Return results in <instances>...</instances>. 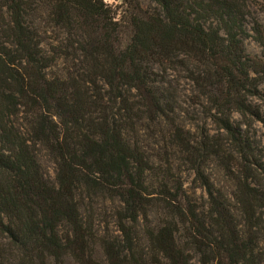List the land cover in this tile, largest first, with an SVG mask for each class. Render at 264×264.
I'll use <instances>...</instances> for the list:
<instances>
[{
	"label": "trees",
	"instance_id": "1",
	"mask_svg": "<svg viewBox=\"0 0 264 264\" xmlns=\"http://www.w3.org/2000/svg\"><path fill=\"white\" fill-rule=\"evenodd\" d=\"M112 1L0 0V264H264V0Z\"/></svg>",
	"mask_w": 264,
	"mask_h": 264
},
{
	"label": "rangeland",
	"instance_id": "2",
	"mask_svg": "<svg viewBox=\"0 0 264 264\" xmlns=\"http://www.w3.org/2000/svg\"><path fill=\"white\" fill-rule=\"evenodd\" d=\"M109 3H112V0H106ZM256 17L263 23L264 25V4L259 3L258 5L256 4L255 8ZM246 47L249 53L251 54H257L261 55V47L259 44L256 42L255 37L248 38L246 40ZM182 86L181 88L187 89L186 85L184 82H181ZM183 111L187 113L186 116H184L185 120L187 122H192L190 121V118H198L200 117V111L201 108L199 106H196L191 102V100L186 99V102L182 104ZM191 116V117H190ZM252 134L256 135L257 140L259 141V150L262 151V154H264V128L261 125H255L252 128ZM177 161V166L179 169L176 171V176L182 177V180L185 182V185L187 189L189 190L190 193H192L193 197L198 200L199 203L203 202L202 200V195L203 191L200 189V183L196 179V174L195 173H190L187 170L186 165L184 162L180 159L181 157H178ZM43 167L46 172L50 173L51 176H53V171H52V165L44 160L43 161ZM181 170V171H180ZM183 170H186L184 172ZM207 173L210 174L217 185V189H220L222 187L228 186L226 190L227 192H230L231 188L230 183L225 178L224 174L219 170L217 167H210V169H207ZM97 209L94 210L93 215L94 218L97 220V224L100 226L98 229L100 230V234L104 232L107 228L110 230L114 229V211H115V205L110 202L109 200L106 199H98L97 200ZM164 217L162 210L160 209V206L158 208H154L153 211L150 214V222L151 224H157L159 219H162ZM150 225V223H147L146 221H142L140 225V233L138 234V240H139V245L140 249L146 248V229ZM93 252L94 255L97 258H103V249L100 245V243H97L93 247ZM68 264H77L74 260L68 259ZM193 264H200L199 258L195 257L193 260Z\"/></svg>",
	"mask_w": 264,
	"mask_h": 264
}]
</instances>
